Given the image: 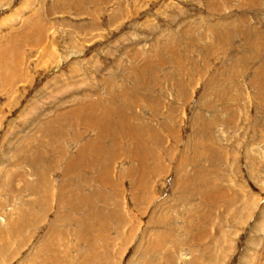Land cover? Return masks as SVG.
I'll return each mask as SVG.
<instances>
[{
    "label": "rangeland",
    "instance_id": "1",
    "mask_svg": "<svg viewBox=\"0 0 264 264\" xmlns=\"http://www.w3.org/2000/svg\"><path fill=\"white\" fill-rule=\"evenodd\" d=\"M66 2L0 0V264H264V0Z\"/></svg>",
    "mask_w": 264,
    "mask_h": 264
},
{
    "label": "bare ground",
    "instance_id": "2",
    "mask_svg": "<svg viewBox=\"0 0 264 264\" xmlns=\"http://www.w3.org/2000/svg\"><path fill=\"white\" fill-rule=\"evenodd\" d=\"M67 2H73V0H66ZM76 1V0H75ZM82 1V0H81ZM66 2V3H67ZM88 2V1H87ZM28 3V2H27ZM26 3V4H27ZM64 3V2H63ZM81 3V2H80ZM68 4V3H67ZM28 5V4H27ZM83 5V4H82ZM85 6H87V3L85 2V4H84ZM42 9V8H41ZM35 12V11H34ZM32 20H34V19H32ZM35 21V20H34ZM174 57H175V59H178V56H176V55H174ZM176 64H177V66H178V72L181 70V67H180V65H179V60H176V62H175ZM144 64V63H143ZM143 64L141 65V68L140 67H138V69L136 68H134V66L132 67H130L129 69L130 70H135V71H130L129 72V74L131 75V77H132V75L134 74V75H136V77H134V83H132V85H133V87H132V89L130 90L131 92H132V94H133V98L131 99V100H126L124 103H126V105H129V104H132V103H134L135 101H136V99L138 98V96H139V93H145V91H147L148 89H153V86L151 85L152 84V82H153V80H150L149 78H148V81H147V76H146V70H143ZM160 65H162V64H160ZM132 79V78H131ZM128 91V93H129V90H125L124 92H127ZM127 93V94H128ZM141 96H142V94H141ZM147 95H144L143 97H146ZM105 104H103V106H104V108L105 107H107V102L106 101H103ZM124 103L123 104H121V105H118V106H115L114 107V109H118V108H120V107H122L123 105H124ZM118 111V110H117ZM121 111V110H120ZM110 112V111H109ZM80 113V115H84V113L83 112H79ZM262 115V114H261ZM117 117H120V118H123V112H120L118 115H116ZM86 117H87V115H86ZM89 119H91V118H89ZM108 119H109V116H108V114H105L103 117H101V118H98L97 119V121H103V122H105V123H107L108 122ZM206 124H209L208 122L206 123ZM134 131H136V132H139L138 131V129L137 128H134ZM47 134H48V132H46ZM123 152H125L124 150H123ZM81 154V156H79V158H72L70 161H68V163H67V170H70L71 168H73L74 167V165L76 164V162L78 161V159H80L81 157H82V153H80ZM144 180H145V178H144ZM147 184V182L146 181H144L142 184H141V186H144V185H146ZM148 190V187H146V190H145V192H147V193H150V192H148L147 191ZM260 218H263V214H261V216H260ZM169 230H171V227L169 226ZM141 242V241H140ZM150 245L151 246H153V243L151 244L150 243ZM156 247V246H155ZM248 247H250V246H248ZM248 252V250H245V251H243L242 252V255H241V259H240V263L241 264H244V262L246 263V261L247 260H242V259H244V258H249V262H253V257L251 256V257H249V256H247V257H245V255H246V253ZM248 255V254H247ZM54 257H57L56 255H54ZM244 257V258H243ZM173 260L172 259H168V262H167V264H171V262H172ZM39 264H51V262L50 261H48V262H46V263H39ZM53 264H55V263H53Z\"/></svg>",
    "mask_w": 264,
    "mask_h": 264
}]
</instances>
